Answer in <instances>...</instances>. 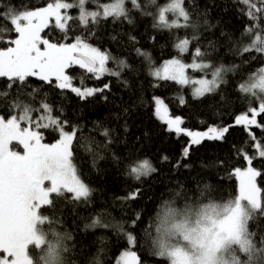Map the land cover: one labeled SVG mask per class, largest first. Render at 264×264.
Here are the masks:
<instances>
[{"label": "trees", "instance_id": "16d2710c", "mask_svg": "<svg viewBox=\"0 0 264 264\" xmlns=\"http://www.w3.org/2000/svg\"><path fill=\"white\" fill-rule=\"evenodd\" d=\"M54 1L0 0V13L9 8L18 12L39 8ZM111 1L90 0L86 6ZM170 1L138 0L137 8L126 0V17L97 16L89 18L87 25L76 16L77 8H72L73 20L66 34L55 27L53 19L41 32L50 42L68 43L79 37L106 52L108 67L115 75L97 78L79 66L67 70L74 85L93 86L104 89L102 92L81 99L70 89L56 87L54 79L49 86L36 77L27 78L22 89L19 82L9 89L12 82L0 77V92L8 93L0 96V116L18 115L21 110L12 105L20 102L30 108L31 118L39 120L46 114L41 104H47V114L58 119L64 130L76 132L72 163L90 196L75 200L67 192L52 194V204L39 209L42 217H48L41 226L47 239L61 238L65 264H115L120 252L128 248L137 254L138 264H170L153 248L161 212L195 213L213 201H233L239 178L235 169L241 170L249 155L250 166L260 173L255 183L261 209L251 212L246 227L255 257L264 264V157L256 154L253 145L257 140L264 146V114L256 117L258 126L235 123L238 113L247 112L251 119L249 109L259 106L260 94L256 90L255 95L244 93L240 85H248L264 64V52L251 48L254 35L264 33V14L250 18V8L242 0H182L189 15L187 24L159 26L157 12ZM251 2L261 7V0ZM11 27L0 19V28ZM0 37V49H4L16 33L3 32ZM185 39L188 49L180 52L176 45ZM197 48L202 53L197 58L222 69L214 91L194 97L190 85L152 76L151 68L163 60L170 56L190 60ZM245 48L250 50L245 52ZM33 89L38 91L33 93ZM154 98H160L171 115L181 117L185 128L214 126L227 131L221 139L205 138L190 145L187 135L170 132L157 118ZM40 131L47 144L60 135L55 127ZM144 159L154 171L136 179L130 167ZM27 252L34 262L43 255L35 246H29ZM240 259L244 261L245 256Z\"/></svg>", "mask_w": 264, "mask_h": 264}, {"label": "snow or ice", "instance_id": "6c2138e0", "mask_svg": "<svg viewBox=\"0 0 264 264\" xmlns=\"http://www.w3.org/2000/svg\"><path fill=\"white\" fill-rule=\"evenodd\" d=\"M242 2L249 6L250 11L247 15L250 18L256 19L257 13L264 14V0H261V7H257L251 0H242ZM131 3L134 7H140L138 0H131ZM84 5L85 0H79L81 9L79 21L87 25L89 17L95 20L100 13H88L84 10ZM72 7V4L58 0L55 4H49L38 10L18 12L16 9L9 8L6 13H0V19L12 26L11 28H0V33L14 31L17 34L15 39L7 41L13 46L0 49V77H6L12 82L8 85L9 89L14 87L16 82H19L22 89L27 78L36 77L49 86L52 85L54 78L56 87L70 89L81 99L104 90L74 87L72 77L67 74L66 70L72 66H79L99 78L109 71L105 67L109 60L107 54L85 43L79 37L74 43H54L41 36V32L48 27V21L52 17L55 18V27L66 34L70 27L69 21L73 20V17L62 14L61 10ZM103 7L104 17H126L124 0H114V3ZM169 12L182 17L185 25L187 24L189 15L183 7L182 0H171L158 12L159 26H185L176 21L169 23L166 18ZM2 39L3 37H0V40ZM188 45L189 41L185 39L181 40L176 47L180 52H185ZM251 48L257 52H264V37L257 35ZM249 50V48L244 49L245 52ZM201 55L200 49L197 48L195 56ZM208 67V64L196 61L185 65L180 60L174 59L165 62L162 71L158 69L153 75L164 80L175 81L180 85L189 83L198 85L195 87L194 96L201 97L215 90L222 69L217 68L212 73L211 80L196 81H190L186 77L185 69L199 70ZM261 72L264 73V69ZM107 87V84L104 85V88ZM254 89L264 91V74H261L254 83L240 85V90L244 93L255 95ZM37 91V89L32 90L33 93ZM7 95V92H0V96ZM154 102L156 115L167 124L168 130L190 137V145H198L205 138L221 139L227 131V128H209L207 132L189 131L181 127L183 123L181 117L169 116L168 109L160 98H154ZM181 103H184L183 99ZM12 107L21 110L18 115H12L8 119L0 116V249L11 257L10 260L8 257L0 259V264H40L41 261L43 264H60V252L63 249L61 238L57 236L53 240L47 239L41 226L48 221V217L39 215V209L52 204L53 201L50 199L52 194L63 196L67 192L73 194L75 200L87 199L90 196V189L78 178L72 163V144L76 132L75 130L72 133L63 131L59 120L50 115L47 117L48 123L32 121L29 115L30 108L20 102L14 103ZM41 109L50 113L47 104H41ZM249 112L251 119L248 118V114H242L236 118L235 123L257 125L256 117L264 114V102L260 103L258 109L250 108ZM40 119L43 120L44 117ZM23 121H27L37 130L33 131L30 127L21 128ZM49 127L59 128L60 138L55 143L45 144L42 143L43 136L39 129ZM13 141L23 146V154L10 149L9 145ZM259 147L257 145V148ZM184 155H188V148H185ZM259 155L264 157V150H260ZM245 159L249 158L245 156ZM150 171L154 169L148 160L130 167V174L136 179L147 175ZM259 174L252 167L244 171L239 168L235 169V175L240 179L239 195L234 201H229L232 205L229 214L223 220L216 222L212 229L197 231L189 228L186 220L172 225V228L183 235L184 240L191 243L193 248L202 250L201 264H250L253 260L256 249L246 226L251 212L261 209L259 189L255 183V178ZM46 181L50 183V187L44 186ZM243 201H247V206ZM211 207L212 205L205 206V208ZM169 215H175V210L168 209L162 223L167 222ZM53 235L56 236L55 233ZM127 239L129 243L134 242L131 235H128ZM29 246H35L43 252L39 260L34 262L29 257L27 252ZM222 250L224 255L218 256ZM237 251L245 254L248 260L241 261L236 255ZM157 254L161 257L167 256L171 264H196L194 257L183 248H166L161 244ZM122 262L123 264H138L134 252H124Z\"/></svg>", "mask_w": 264, "mask_h": 264}, {"label": "rangeland", "instance_id": "374dc122", "mask_svg": "<svg viewBox=\"0 0 264 264\" xmlns=\"http://www.w3.org/2000/svg\"><path fill=\"white\" fill-rule=\"evenodd\" d=\"M90 0H85V5H84V10L86 11V12H88V13H100V15L99 16H103V11H104V5H107V4H111V3H114V0L113 1H111V2H108V3H100V5H98V6H94V7H88V6H86V4L89 2ZM126 0H124V2H125ZM131 1V0H130ZM56 2H58V0H56V1H54V2H51V3H49V4H55ZM59 2H63V3H69V4H72L73 5V7L72 8H77V12H76V16L79 18V16H80V14H81V9H80V7H79V0H75V1H64V0H59ZM171 2V1H170ZM169 2V3H170ZM49 4H47V5H45V6H41V7H39V8H34V9H28V10H24V11H31V10H38V9H41V8H45V7H47ZM168 3H166L165 4V6L167 5ZM164 6V7H165ZM163 7V6H162ZM72 8H68V9H62L61 10V13L62 14H66V15H68V16H70L71 15V12H70V9H72ZM160 10V9H159ZM159 10H158V12H159ZM20 12H23V11H20ZM158 12H157V16H158ZM89 18H91V17H89ZM166 18H167V20H168V22L169 23H172L173 21H176V22H178L179 24H184L185 23V21H184V19L182 18V17H178L175 13H171V12H169V13H167L166 14ZM51 19H53V22L55 23V18L54 17H52V18H50L49 19V21H48V23L50 22V20ZM17 35V34H16ZM257 35H260V36H262V37H264V33L263 34H255L254 35V38H253V40H255V38H256V36ZM16 38V37H15ZM14 38V39H15ZM76 41V40H75ZM75 41H70V42H68V43H74ZM10 46H13V45H9L8 47H10ZM92 46V45H91ZM257 46H259V45H257ZM93 47V46H92ZM7 48V47H6ZM95 48H97V47H95ZM98 50H100L101 52H103V53H105V54H107L106 52H104L103 50H101V49H99V48H97ZM174 59H178V60H180V62L181 63H183V64H185V65H188V64H191V63H193L194 61H196V62H201V63H205V64H208L209 65V67L207 68V69H199V70H194V69H191V68H186L185 69V75H186V77L187 78H189L190 79V81H196V80H199V79H208V80H211L212 79V73L217 69V68H220V67H218V66H211V64H210V62H208V61H204V60H202V59H200V58H197L196 56H193L190 60H184V59H182V58H180V57H177V56H175V57H171L170 56V58H167V59H165V60H163L160 64H158V66H155V67H152L151 68V74H152V76H154L155 78H158V77H156L155 75H153V73L156 71V70H158V69H160L161 71H162V69H163V66H164V64H165V62H167V61H171V60H174ZM105 67L109 70L108 72H105L104 74H106V73H116V71L115 70H113V69H111L110 67H108V63L106 62V65H105ZM262 69H264V64H263V66H262V68L259 70V72L256 74V76L248 83V84H251V83H254L255 82V80H257L258 78H259V76L261 75V74H264V73H262L261 72V70ZM66 72H67V70H66ZM68 74V73H67ZM94 75V74H93ZM95 76V75H94ZM54 79V78H53ZM221 79H222V74H220V77H219V81L218 82H220L221 81ZM55 80V79H54ZM72 85L74 86V87H78V88H81V89H85V88H92V89H96L95 87H93V86H81V85H78V84H76V85H74L73 83H72ZM180 85V84H179ZM187 85H190L191 86V94L192 95H194V91H195V87H198V85H193L192 83H189V84H187ZM254 90H256V92H258L259 94H260V101H258L259 102V105H260V103H262V97H264V91H260L259 89H254ZM194 97H196V96H194ZM164 104V106L166 107V105H165V103H163ZM156 107V106H155ZM167 109H168V107H166ZM251 108H255V107H251ZM258 108H259V106H258ZM257 108V109H258ZM168 114H169V116H171V117H177V116H173V115H171L170 113H169V110H168ZM242 114H248L247 112H242V113H238V115L236 116V118L238 117V116H241ZM48 115H50V114H42L41 115V117H44V119L43 120H41V119H37V117H35L34 119L33 118H31V120L32 121H39L40 123H48V119H47V117H48ZM51 116V115H50ZM40 117V118H41ZM250 117V115L248 114V118ZM157 118H159V117H157ZM5 119H8V118H5ZM160 119V118H159ZM161 120V119H160ZM235 121H236V119H235ZM164 122V121H163ZM167 125V124H166ZM24 127H30L31 128V130H33V131H35V130H37L34 126H32V125H30L27 121H23V122H21V128H24ZM181 127L182 128H184V129H187V130H189V131H193V132H207L208 131V129L209 128H217V129H222V128H218V127H214V126H211V127H208V128H206V129H188V128H185L182 124H181ZM168 128V127H167ZM39 131H40V129H39ZM63 131H65V132H68V133H72L71 131H67V130H64L63 129ZM41 132V131H40ZM59 133H60V130H59ZM186 137H188V136H186ZM59 138H60V135H59ZM58 138V139H59ZM188 140H189V142H190V137H188ZM56 142V141H55ZM55 142H53V143H55ZM42 143H45V144H47V142H45L43 139H42ZM48 144H52V143H48ZM254 148H255V152H256V154L257 155H259V151L260 150H264V146L263 145H261V144H259V142L257 141V140H255V142H254ZM257 145H259L260 147L259 148H257ZM9 147H10V149L11 150H13V151H19L21 154H23V151H24V149H23V146L22 145H20L18 142H16V141H13L10 145H9ZM20 147L22 148V149H20ZM249 159H247L246 160V164L241 168V171H244V170H246L248 167H251L250 166V163H251V156L249 155V156H247ZM144 160H147V159H144ZM144 160H140V161H138L137 163H139V162H142V161H144ZM249 160H250V163H249ZM136 164V163H135ZM134 164V165H135ZM133 165V166H134ZM75 167V166H74ZM76 169V168H75ZM76 174H77V176H78V178L83 182V180L80 178V176L78 175V173H77V171H76ZM84 183V182H83ZM85 184V183H84ZM45 187H50V183L49 182H45V185H44ZM87 186V185H86ZM239 186H240V179L238 178V191H237V195H236V197L239 195ZM88 187V186H87ZM72 196H73V194H72ZM258 196H259V192H258ZM235 197V198H236ZM235 198H233L234 200H235ZM233 200V201H234ZM243 203L247 206V201H243ZM204 207V206H203ZM201 209H199L197 212H195V213H193L192 211H183V212H175V215H173V216H171L169 219H167V222L166 223H162V218L165 216V213H166V211L167 210H164L163 212H161L162 214H161V216H160V218H159V222H158V229H159V231H158V234H157V240L158 241H163V242H167L168 244H169V248H183L186 252H188L189 254H191L193 251H194V249H196V248H193L192 247V244L191 243H189L188 241H185L184 240V238H183V235H181L180 233H177L176 231H175V229H173L172 228V224L175 222V223H179V222H182V221H187V225H188V227L189 228H196V224H195V222H196V220H197V213L200 211ZM40 215V214H39ZM196 230L197 231H200V229L199 228H196ZM1 252H3L2 250H1ZM124 252H134L135 253V251L134 250H132V249H124V250H122L121 252H120V254L117 256V259H116V262H115V264H123V262H122V254L124 253ZM136 254V253H135ZM4 255H6V256H8V254L7 253H4ZM218 255H224V252H223V250L220 252V253H218ZM236 255L239 257V258H241V255H244L245 256V259H244V261H247L248 260V257L245 255V254H243V253H239L238 251L236 252ZM9 257V256H8ZM136 257H137V254H136ZM167 257V256H166ZM168 258V257H167ZM3 259V258H2ZM10 259H11V257H10ZM9 259V260H10ZM168 260H169V262H170V264H171V260L168 258ZM258 259L255 257V254L253 255V260L250 262V264H260L259 263V261H257ZM137 261H138V259H137ZM242 261V260H241Z\"/></svg>", "mask_w": 264, "mask_h": 264}, {"label": "clouds", "instance_id": "9594fccd", "mask_svg": "<svg viewBox=\"0 0 264 264\" xmlns=\"http://www.w3.org/2000/svg\"><path fill=\"white\" fill-rule=\"evenodd\" d=\"M211 205H212L211 208H205V206L202 207L201 210L197 213L198 218L195 222L196 228H199L200 230L212 229L215 226L216 222L223 220L224 217L229 214L230 209L232 207V205L229 204V200L213 201ZM245 211L247 212V210ZM202 213H207V214L205 215ZM164 217L162 218V222L164 220ZM170 217L171 215L168 216V219ZM173 224L176 223L174 222ZM161 244H163L166 248L170 247L167 242L157 241L156 243L153 244V248L156 253L160 251ZM190 255L194 257L196 264H201V257L203 255L202 250L196 248ZM218 256H222V255H218ZM60 264H65L62 251L60 252Z\"/></svg>", "mask_w": 264, "mask_h": 264}, {"label": "flooded vegetation", "instance_id": "af4514ba", "mask_svg": "<svg viewBox=\"0 0 264 264\" xmlns=\"http://www.w3.org/2000/svg\"><path fill=\"white\" fill-rule=\"evenodd\" d=\"M20 149H22V148L20 147ZM0 250H2V249H0ZM5 257H8V256L4 255V252H3V255L0 257V259L5 258ZM8 259H10V256L8 257Z\"/></svg>", "mask_w": 264, "mask_h": 264}]
</instances>
